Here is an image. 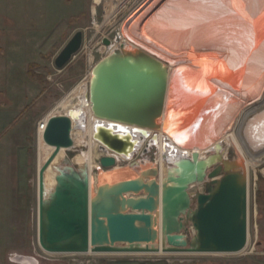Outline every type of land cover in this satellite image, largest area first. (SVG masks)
I'll use <instances>...</instances> for the list:
<instances>
[{"label": "water", "instance_id": "water-1", "mask_svg": "<svg viewBox=\"0 0 264 264\" xmlns=\"http://www.w3.org/2000/svg\"><path fill=\"white\" fill-rule=\"evenodd\" d=\"M104 43L112 45L108 38ZM82 44L83 33L78 32L57 56V67H65ZM130 46L112 49L91 72L86 100L101 121L93 137L112 152L100 158L107 171L98 173L94 191L86 171L70 168L56 177L46 200L45 173L62 149L75 156L74 121L83 113L71 108L47 122L43 139L54 150L38 177L41 248L74 254L243 251L249 236V182L241 170L226 171L228 164L223 161L224 168L216 154L198 162L181 156L159 184L157 168L139 173L130 165H117L119 156L131 159L137 152L138 132L149 137L153 131L156 137L162 131L170 85L169 66ZM216 159L220 164L207 172ZM198 183H204L206 191L196 194L193 208L189 190ZM140 192L144 195H135ZM189 224L195 231L190 241L185 234ZM160 238L162 247L156 244Z\"/></svg>", "mask_w": 264, "mask_h": 264}, {"label": "rangeland", "instance_id": "rangeland-1", "mask_svg": "<svg viewBox=\"0 0 264 264\" xmlns=\"http://www.w3.org/2000/svg\"><path fill=\"white\" fill-rule=\"evenodd\" d=\"M152 1L145 0L137 11L133 10L134 7L116 11V16L107 20V13L111 11L96 8L95 0H0V99L4 109L10 110L13 106L18 110L16 127L0 142V264H25L19 262L17 256L32 258L34 264H264V154L249 155L238 140L250 109L263 103L264 97L255 105L241 104L243 107L230 134L235 137L231 139L228 136L219 141L229 159L240 157L248 165L249 236L243 251L74 254L47 253L39 244V166L53 152V148L49 149L45 143L44 147L41 145L39 124L47 116L65 114L71 108L82 110L88 124L85 130L77 128L73 133L75 154H80L74 160L69 158V161L60 163L65 154L61 151L47 169L45 183L48 189L56 183V165L63 171L71 168L79 172H85L89 165L91 178L97 177L100 170L107 171L101 166L100 158L112 152L102 149L92 135L89 137L91 117L84 103L90 73L111 52V46L118 45L115 36L120 33L124 19L130 16L132 21ZM94 18L98 24H94ZM129 19L127 22L130 23ZM78 32L83 33L81 49L65 67L58 68L55 63L57 56ZM105 38L111 40V46L104 43ZM140 137L141 146L133 159L120 157L118 166L132 162H150L158 167L163 164L166 170L172 166L161 154L159 146L153 145L152 137ZM85 146L88 151L79 152ZM207 152L203 154L210 156L213 153ZM164 154L169 159L177 156L170 150ZM77 164L81 167L78 168ZM205 191L204 183L190 187L193 208L197 204L196 194ZM188 228L185 234L190 241L195 231L191 224Z\"/></svg>", "mask_w": 264, "mask_h": 264}, {"label": "bare ground", "instance_id": "bare-ground-1", "mask_svg": "<svg viewBox=\"0 0 264 264\" xmlns=\"http://www.w3.org/2000/svg\"><path fill=\"white\" fill-rule=\"evenodd\" d=\"M127 23L126 26V23L122 25L124 28L122 30L121 27L120 31L123 42L146 51L170 67L164 127L156 137L153 131L149 137H152L153 145L159 146L161 154L172 166L167 170L163 164L158 167L150 162H137L134 165L132 162L130 166L139 173H151L152 169L157 168L158 183L161 184L181 156L198 162L208 157L203 154L208 151L216 154V157L219 155L223 166V161L228 164L226 171L241 170L248 179L245 160L240 157L229 159L219 141L228 136L231 139L235 137L230 134L243 107L241 104L255 105L264 97V0H153ZM115 43L118 45L113 47V44L111 49L119 47L122 42ZM84 105L88 107L91 117L89 137L92 135L96 141L93 137L94 128L101 121L93 115L88 100H85ZM249 113L247 119L244 118L246 121L242 124L238 140H241L249 155L260 156L264 154V102L254 106ZM54 115L47 116L39 124V140L43 147L44 130L49 118ZM87 125L83 113L79 120L74 121L73 133L77 128L85 130ZM119 127L122 129L125 126ZM138 134L139 140L140 136L149 138L140 132ZM72 150H76V144ZM167 150L177 156L167 158V154H164ZM61 151L65 154L60 163L69 158L74 160L80 154L71 157L66 149ZM81 151H88V147L85 146ZM120 157L132 160L134 156L131 159ZM220 159H216V164L208 168L207 172L220 164ZM42 166L41 163L39 170ZM55 170L56 177L63 171L57 165ZM92 172L94 175L93 169ZM86 173L94 191L97 179L95 175L91 178L89 165ZM98 173L103 174L105 171L100 170ZM206 179L209 180L208 173ZM56 185L57 181L54 187H46V200ZM159 191L158 203L161 201V186ZM163 243L164 240L160 238L156 244L162 247ZM17 260L25 264L35 263L34 259L22 256H17Z\"/></svg>", "mask_w": 264, "mask_h": 264}, {"label": "built area", "instance_id": "built-area-1", "mask_svg": "<svg viewBox=\"0 0 264 264\" xmlns=\"http://www.w3.org/2000/svg\"><path fill=\"white\" fill-rule=\"evenodd\" d=\"M95 2H96L95 3L96 4V8L97 7H103L104 10H106L108 12L111 11V13H107V16H108L107 20H108L113 15L116 16V11H120V10L122 11V10H125V9L129 10L132 7H134L133 8L134 11L139 10L143 6L145 0H99L98 2L95 0ZM129 17L130 16H128V17H126L124 19V21L121 24V27H122V25L124 23L127 22V20L129 19ZM94 24H98V21H97L96 18H94ZM116 39L118 41H121L122 42L120 44V46L123 45V44L124 45L127 44V43L123 42L122 37H121V35H120L119 32L115 36V41H116Z\"/></svg>", "mask_w": 264, "mask_h": 264}, {"label": "crops", "instance_id": "crops-1", "mask_svg": "<svg viewBox=\"0 0 264 264\" xmlns=\"http://www.w3.org/2000/svg\"><path fill=\"white\" fill-rule=\"evenodd\" d=\"M0 142L1 140L7 135L10 130H13L16 125L17 121L15 118L17 117L18 110L11 106L10 110L4 109L1 105L2 98L0 99Z\"/></svg>", "mask_w": 264, "mask_h": 264}]
</instances>
